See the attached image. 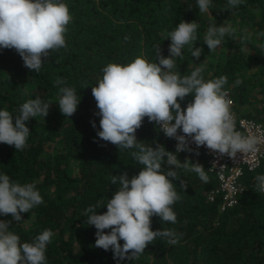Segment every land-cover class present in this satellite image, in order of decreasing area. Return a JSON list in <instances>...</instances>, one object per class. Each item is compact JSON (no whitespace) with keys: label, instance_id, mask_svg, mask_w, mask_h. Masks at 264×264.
<instances>
[{"label":"trees","instance_id":"1","mask_svg":"<svg viewBox=\"0 0 264 264\" xmlns=\"http://www.w3.org/2000/svg\"><path fill=\"white\" fill-rule=\"evenodd\" d=\"M62 2L72 15L65 33L66 47L45 58L39 73L26 68L14 49H0V110L15 116L19 106L29 99L39 97L46 103L58 100L61 93L55 84L57 78L74 87L81 98L72 117L66 118L51 104L46 117L27 121L30 135L22 151L0 143V174L20 184L35 182L43 197L42 204L22 213L23 219L12 222L9 230L20 237L21 243H31L43 230L50 229L54 235L46 248L47 264H118L111 250L94 246L96 229L87 225L84 213L89 206L103 205L112 197L119 188V183H111L114 175L126 171L131 179L144 166L131 156L135 149L119 150L98 139L101 117L95 115L99 109L92 86L97 85L102 69L109 63L127 64L136 57L156 62V45L167 57L171 40L165 39V34L182 20L197 23L194 47L203 49L197 59L191 56V46L186 45L183 59L176 58V70L189 75L210 53L202 38L212 15L217 25H230L234 35L226 34L221 44L231 53L202 64V75L205 80L226 76L224 87L230 89L234 107L243 115L262 119L264 98L262 105L256 98L264 94V0H243L230 10H224L228 0H212L208 14L200 13L197 0ZM250 66L255 67L253 72H248ZM238 79L241 83L236 85ZM193 99L189 94L181 101L182 107L186 110ZM136 136L145 145L172 148L171 138L147 117ZM199 153L197 156L195 151H183L177 157L181 162L190 158L202 164L209 181L202 182L195 172L176 169L188 186L185 190L179 180L173 181L181 197L172 206L177 222L164 223L156 215L151 218L153 231L172 229L179 242L168 245L158 237L139 259H125L119 264H264V193L254 190L260 171L246 170L242 178L244 191L235 204L220 210L219 196L213 201L206 197L216 181L207 169L206 156ZM72 163L75 172L70 169ZM97 211L106 212V205Z\"/></svg>","mask_w":264,"mask_h":264},{"label":"clouds","instance_id":"2","mask_svg":"<svg viewBox=\"0 0 264 264\" xmlns=\"http://www.w3.org/2000/svg\"><path fill=\"white\" fill-rule=\"evenodd\" d=\"M242 2L228 0L224 10ZM211 4L212 0H197L200 13L208 14ZM71 20L70 10L62 0H0V49H14L26 68L39 73L45 58L66 47L65 33ZM197 27L195 21H180L174 30L165 34V39L171 40L167 57L162 54L161 46L156 45V62L136 57L127 64L109 63L102 69L97 85L92 86L99 109L95 115L101 117L98 139L116 145L119 150L135 149L131 156L138 165L144 166L131 179L126 171L114 175L111 183H119V188L112 197L103 205L89 206L84 213L87 225L96 229L94 246L111 250L118 264L125 259H139L158 237L168 245L179 242L178 234L172 229L153 231L151 218L156 215L164 223L177 222L172 206L181 197L173 181L179 180L185 190L188 186L176 169L195 172L204 183L209 181V176L202 164L193 163L190 158L181 162L177 153L195 151L198 156L196 149L206 146L220 156L236 158L238 153L244 156L256 151L259 143L257 137L236 130L227 99L229 90L224 87L226 76L205 80L202 63L189 75H181L176 70V58L183 59L182 49L186 45L191 46V56L197 59L203 51L194 47ZM226 34L234 35V29L230 25H217L210 15L202 38L210 52L221 46ZM240 83L239 79L235 82ZM55 84L61 93L58 99L61 113L66 118L72 117L81 98L74 87L66 86L64 79L57 78ZM189 94L194 99L185 110L181 101ZM51 104L37 97L22 103L15 116L6 109L0 110V143L22 151L30 135L26 122L40 115L46 117ZM145 117L168 138L176 139V152L168 151L162 144L153 147L138 140L136 131ZM91 124L96 128L95 120ZM192 143L196 149L191 147ZM163 168L168 171L165 173ZM255 180L254 190L264 193V175H257ZM42 203L43 197L35 182L20 184L11 181L7 174H0V215L10 214L20 222L22 213L31 212ZM105 205L107 211L98 213L97 209ZM10 224L11 221L0 220V264H47L46 248L54 233L45 229L33 242L21 243L20 237L9 230Z\"/></svg>","mask_w":264,"mask_h":264},{"label":"built area","instance_id":"3","mask_svg":"<svg viewBox=\"0 0 264 264\" xmlns=\"http://www.w3.org/2000/svg\"><path fill=\"white\" fill-rule=\"evenodd\" d=\"M228 89L227 99L230 102L231 111L235 117L236 130L243 135H252L258 138L259 143L256 151L245 154L238 153L236 158L228 155L220 156L209 150L206 146L196 149L195 143L191 144L193 149L198 150L206 156L208 171L215 178L216 184L211 187L206 194L207 199L213 201L219 196V209L223 210L236 203L239 194L245 189L243 175L246 170H259L260 175H264V118L256 119L240 113L234 107V100L231 91ZM182 134V133H181ZM172 140V148L168 151L176 152L177 141ZM181 152L177 153V156Z\"/></svg>","mask_w":264,"mask_h":264},{"label":"rangeland","instance_id":"4","mask_svg":"<svg viewBox=\"0 0 264 264\" xmlns=\"http://www.w3.org/2000/svg\"><path fill=\"white\" fill-rule=\"evenodd\" d=\"M249 49H250V48L247 47V50H249ZM250 51H251V49H250ZM230 53H231V52H230L229 50L227 51L226 49H222V48L219 46L218 49H217L216 51H214V52H210L209 55H207V56H208V60H210V59H212V60H216L217 58H222V59H224V58H226L227 55L230 54ZM254 69H255L254 66H250L247 70H248V72H253ZM24 87H26V86H24ZM255 90L258 91V90H259V87H256ZM263 96H264V94H260V95L257 97V99L259 100L260 97H263ZM52 107L55 109V111L58 110V108H59V104H58V100H57V99H54V101L52 102ZM57 114H58V113H57ZM57 116H58V115H57ZM71 165L73 166V167L70 168L71 171H74V172H75V171H76V166H75V164L72 163ZM0 220L11 221V223H12V222H15V220L12 218V216H9V215H7V216H5V215H0ZM28 223H29V221H27V220L24 221V224H25V225H28Z\"/></svg>","mask_w":264,"mask_h":264},{"label":"crops","instance_id":"5","mask_svg":"<svg viewBox=\"0 0 264 264\" xmlns=\"http://www.w3.org/2000/svg\"><path fill=\"white\" fill-rule=\"evenodd\" d=\"M221 47V46H220ZM222 48V47H221ZM212 59H210V60H208V56H205V57H202L201 59H200V62L202 63V64H207L209 61H211ZM264 98V96L263 97H260V99L258 100L257 98H256V100L262 105L263 104V102H262V99ZM248 108L250 109V106H248ZM243 109V108H242ZM241 109V110H242ZM246 109V108H245ZM241 113V112H240Z\"/></svg>","mask_w":264,"mask_h":264}]
</instances>
